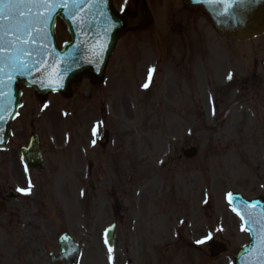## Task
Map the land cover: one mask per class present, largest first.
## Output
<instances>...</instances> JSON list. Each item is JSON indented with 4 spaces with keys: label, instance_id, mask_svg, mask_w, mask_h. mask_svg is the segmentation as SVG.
Returning a JSON list of instances; mask_svg holds the SVG:
<instances>
[{
    "label": "rangeland",
    "instance_id": "374dc122",
    "mask_svg": "<svg viewBox=\"0 0 264 264\" xmlns=\"http://www.w3.org/2000/svg\"><path fill=\"white\" fill-rule=\"evenodd\" d=\"M135 1L113 0L131 12ZM146 1L153 23L121 37L98 85L83 79L69 98L53 93L43 102L23 89L0 152V199L8 201L0 264H61L49 253L57 254L62 232L81 246L77 264H233L248 243L227 195L264 198V35L223 38L204 10ZM55 32L59 46L69 40L62 21ZM34 131L44 150L41 174L26 173L19 154ZM186 144L198 148L191 160L182 155ZM89 161L103 175L84 185L70 170ZM118 202L121 224L109 252L104 232ZM217 241L228 251L212 258Z\"/></svg>",
    "mask_w": 264,
    "mask_h": 264
},
{
    "label": "water",
    "instance_id": "95a60500",
    "mask_svg": "<svg viewBox=\"0 0 264 264\" xmlns=\"http://www.w3.org/2000/svg\"><path fill=\"white\" fill-rule=\"evenodd\" d=\"M186 7H202L211 17L215 28L222 36L233 35L244 40L264 32V0H181ZM57 7L47 22L38 17L48 15V8L20 9L23 16L18 19L30 25L29 39L24 29L0 31V149H3L10 136V122L21 104V88L30 87L36 95L44 99L51 92L71 94V84L84 76L93 83L104 77L107 63L121 35L133 28L145 27L152 21L144 0H137L136 13H119L112 0H48ZM2 7V5H0ZM61 19L67 26L70 41L59 48L55 40V24ZM27 41V42H24ZM11 42V43H10ZM26 64L30 71L23 75L19 70L12 71L9 65L16 61ZM35 81V83H33ZM50 85V86H49ZM183 153L193 158L197 149L186 146ZM25 165L43 169L42 152L37 136L30 145L21 149ZM231 203L243 216V222L250 232L249 244L242 247L235 256L234 264H264V201H248L240 194L231 193ZM3 209L0 208V212ZM115 227L106 232V240L112 249ZM59 255L50 254L53 262L76 264L79 246L67 234L58 238ZM226 250L218 243L211 250L217 256ZM128 264H132L130 261Z\"/></svg>",
    "mask_w": 264,
    "mask_h": 264
},
{
    "label": "snow or ice",
    "instance_id": "6c2138e0",
    "mask_svg": "<svg viewBox=\"0 0 264 264\" xmlns=\"http://www.w3.org/2000/svg\"><path fill=\"white\" fill-rule=\"evenodd\" d=\"M204 2H208V0H204ZM0 5H2V7H0V31H3L5 29V22H7L8 31H12V30L19 31L21 30V26H22L25 35L28 36L29 39H34V37H31L29 35L30 25L23 24V22L18 19V16H23V13L20 12V9L30 10L31 8H48L49 12L47 16L38 17V19L41 22H47L51 17V13L55 11L57 7L55 2L49 4L48 0H0ZM3 47H4L3 45H0V52L3 51ZM2 61H3V57L0 56V62ZM9 67L12 71L19 70L21 75H23L25 71H30V69L27 68L26 64L20 63L18 60L13 64L9 65ZM0 71H2V69H0ZM228 78L229 79L232 78L231 73L229 74ZM0 83H2V81H0ZM33 83H35V81H33ZM146 86L147 85H145V87ZM93 132L95 134V129L93 130ZM93 143H95V141H93ZM17 191L27 192L28 190L18 188ZM228 195L229 197L232 196L231 193H229ZM237 215H240V213L238 212ZM241 219H244V217L241 216ZM210 238L211 236L209 235L204 239L197 241V243H204L206 239H210ZM109 252H111V249H109Z\"/></svg>",
    "mask_w": 264,
    "mask_h": 264
},
{
    "label": "flooded vegetation",
    "instance_id": "af4514ba",
    "mask_svg": "<svg viewBox=\"0 0 264 264\" xmlns=\"http://www.w3.org/2000/svg\"><path fill=\"white\" fill-rule=\"evenodd\" d=\"M264 63V62H263ZM87 132L85 133V135L87 136ZM85 136V137H86ZM84 137V138H85ZM102 145V144H101ZM100 145V146H101ZM102 147V146H101ZM106 147V146H105ZM105 147L104 148H102V149H105ZM85 156H88V155H85ZM83 161V160H82ZM75 164V162H73V165ZM86 164H87V166H86ZM85 164V166H82V168H85L86 167V169H82L81 167H79L78 165H77V167H76V169L73 167V165H72V170H70L71 171V173L73 174V178L74 179H76V180H78L79 182H80V180H82V182H83V184L85 185L88 181H90V179H91V176L92 175H95V177H96V179H97V181H99V177L100 176H102L103 175V173H102V171L100 170L99 171V168L97 169V171L96 172H92V168H93V163H91L90 161H89V163L87 162ZM74 171H76V172H74ZM5 172H6V174H7V176L10 178V179H12V178H14L15 176H13V175H15V172H14V170H12L9 166H5ZM73 181V180H72ZM119 181H120V179H119ZM118 181V182H119ZM118 182H116V184L118 183ZM115 184V189H116V191H115V195L117 194V195H119V194H122L123 193V190H122V186H119V185H116ZM76 186H78V185H76ZM70 187H71V185H70ZM73 187V186H72ZM67 189H69V190H71V188H68L67 187ZM84 189V188H83ZM84 191H85V189H84ZM134 192V191H133ZM119 193V194H118ZM117 198L119 197V196H116ZM122 210H123V202H121V204L118 202V204H117V207H116V209H115V217H116V219H117V221H118V224H121V221L119 220V216L122 214Z\"/></svg>",
    "mask_w": 264,
    "mask_h": 264
}]
</instances>
